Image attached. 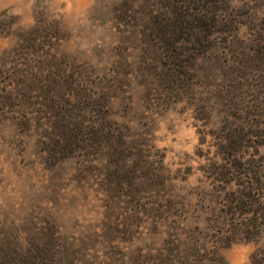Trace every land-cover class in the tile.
<instances>
[{"label": "rangeland", "instance_id": "obj_1", "mask_svg": "<svg viewBox=\"0 0 264 264\" xmlns=\"http://www.w3.org/2000/svg\"><path fill=\"white\" fill-rule=\"evenodd\" d=\"M122 1L0 0V60L22 31L62 37L0 118V264H165L205 228L201 150L240 121L264 136V0H232L241 24L176 52L146 45L142 9L124 17ZM259 247L220 254L250 264Z\"/></svg>", "mask_w": 264, "mask_h": 264}, {"label": "trees", "instance_id": "obj_2", "mask_svg": "<svg viewBox=\"0 0 264 264\" xmlns=\"http://www.w3.org/2000/svg\"><path fill=\"white\" fill-rule=\"evenodd\" d=\"M231 1L123 0L120 13L128 17L132 8L142 9L144 21L140 35L146 39V45L155 41L169 43L172 52H176L177 44L195 41L199 47L193 49L199 51L205 38L224 32L221 27L227 30L229 26L242 23L229 8L222 10L224 6L230 7ZM42 30L38 26L22 31L17 46L0 60V118L6 109L16 108L18 102L32 98L21 88L28 87V82L36 78L23 67H29L33 57L50 54L62 41L59 28L50 36ZM180 56L177 58L182 59ZM183 58L178 60L177 67L189 68L191 59H196L193 55ZM251 129V121H240L235 128L221 129L214 137L215 143L198 154L206 161L201 172L207 185L198 193L208 204L205 228L199 230L198 238L188 241L177 238V245L165 257V264H227L220 250L249 242L260 245L250 264H264V136ZM66 149V145L60 146L59 153ZM39 258L25 252L18 262L8 260L6 264H42Z\"/></svg>", "mask_w": 264, "mask_h": 264}]
</instances>
